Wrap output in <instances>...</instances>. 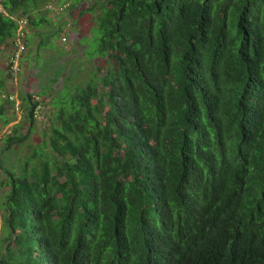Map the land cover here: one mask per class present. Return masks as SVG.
I'll return each mask as SVG.
<instances>
[{"label":"trees","instance_id":"obj_1","mask_svg":"<svg viewBox=\"0 0 264 264\" xmlns=\"http://www.w3.org/2000/svg\"><path fill=\"white\" fill-rule=\"evenodd\" d=\"M47 1L3 0L0 44ZM80 4L101 63L2 168L0 264H264V0Z\"/></svg>","mask_w":264,"mask_h":264},{"label":"rangeland","instance_id":"obj_2","mask_svg":"<svg viewBox=\"0 0 264 264\" xmlns=\"http://www.w3.org/2000/svg\"><path fill=\"white\" fill-rule=\"evenodd\" d=\"M64 1L48 0L47 3H39L31 10V19L24 17L28 21L26 50L17 73L7 72L10 42L6 45L0 44V102L5 103L3 114H6L7 118V122L1 124L0 121V139L11 127L17 125L14 120L21 107L29 106L28 100L21 92L38 96L44 106L43 119H35L29 131L27 119L21 120L17 131L27 133L23 141L15 143L10 149H1L0 182L4 181L1 175L2 168L19 174L23 162L32 150L44 142L47 134L45 132H48L51 126V111L54 110L49 104L50 99L57 95L66 82L72 85L83 84L101 63L99 57L88 58L85 55L84 51L88 49V42L92 37V25L87 14L78 18L77 7L81 5L80 3L86 7L92 0H83L73 7V16L67 14V7L75 0ZM19 14H22L20 8L16 10L14 16ZM31 20H38L40 23L34 25ZM16 93L23 98V103L18 109L14 100ZM9 95L13 97L12 100H8ZM0 118L3 119L2 114ZM7 189V185L0 183V204ZM3 215L4 211L0 206V241L3 238L1 229Z\"/></svg>","mask_w":264,"mask_h":264},{"label":"built area","instance_id":"obj_3","mask_svg":"<svg viewBox=\"0 0 264 264\" xmlns=\"http://www.w3.org/2000/svg\"><path fill=\"white\" fill-rule=\"evenodd\" d=\"M3 0H0V10L5 12V8L2 5ZM26 18V17H25ZM27 19L24 16L18 19V28L16 29L15 36L12 38V43L10 44V53L7 61V72L10 74L17 73L20 70V61L23 58L24 50H26V36H27ZM12 100L13 97L9 96ZM34 103L32 112L35 119H42L43 117V103L38 96H34ZM10 133V131L8 132ZM1 147V143H0Z\"/></svg>","mask_w":264,"mask_h":264},{"label":"crops","instance_id":"obj_4","mask_svg":"<svg viewBox=\"0 0 264 264\" xmlns=\"http://www.w3.org/2000/svg\"><path fill=\"white\" fill-rule=\"evenodd\" d=\"M24 57H25V54H23V58ZM21 93H22L23 96L26 97V99H28L27 98V94L28 93H26V92H21ZM22 95L20 96L19 93H16L15 94V98L16 99H14V100H15V105L17 106V109L23 103L22 102L23 101ZM4 105H5V103L3 101H1L0 102V108H1V111H2V115H3V119L0 118L1 124L4 123V119H6V114H3L4 111H5V109H4L5 106ZM28 107H26V106L21 107V111L18 112L17 118L14 120V122H16L15 124H17V125H14L13 127H11L12 130L10 129V133L13 131V129H14L15 126H18L20 124L21 120L24 121V120H26L28 118Z\"/></svg>","mask_w":264,"mask_h":264}]
</instances>
